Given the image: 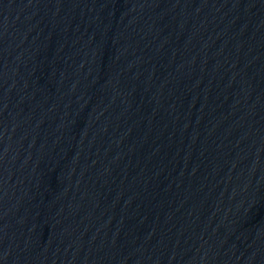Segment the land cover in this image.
Listing matches in <instances>:
<instances>
[{
  "label": "water",
  "instance_id": "95a60500",
  "mask_svg": "<svg viewBox=\"0 0 264 264\" xmlns=\"http://www.w3.org/2000/svg\"><path fill=\"white\" fill-rule=\"evenodd\" d=\"M0 264H264V0H0Z\"/></svg>",
  "mask_w": 264,
  "mask_h": 264
}]
</instances>
